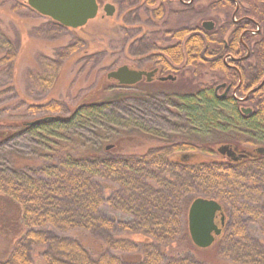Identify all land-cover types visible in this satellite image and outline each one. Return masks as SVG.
<instances>
[{
  "label": "trees",
  "instance_id": "16d2710c",
  "mask_svg": "<svg viewBox=\"0 0 264 264\" xmlns=\"http://www.w3.org/2000/svg\"><path fill=\"white\" fill-rule=\"evenodd\" d=\"M142 4L150 6L155 0ZM191 8L180 5L171 13ZM205 9L223 14L222 23L211 30L180 24L145 37L153 46L158 38L171 42L148 58L160 67L161 75L176 71L180 64L194 75H214L215 80L199 82L194 90L172 93L183 113L185 132L180 139L162 143L146 139L138 153H131L137 138L125 151L115 146L95 150L80 144V136L71 141L66 134L102 118L114 104L109 97H95L105 91L103 83L70 111L57 104L43 106L63 115L22 124L24 132L48 140L59 138L55 130H60V148L51 154L40 152L37 159H21L15 174L0 167V198L19 209L5 232L7 251L0 264H32L36 247L41 248L43 264H264V154L256 151L264 144L263 87L245 103L230 95L221 100L212 92L217 84L230 89L236 84L223 57L242 55L240 42L250 50V62L236 64L244 87H256L263 78L264 0H215ZM154 11L160 19L159 10ZM242 104L252 108L251 114L241 113ZM1 126L0 137L9 132ZM221 145L243 158L211 157ZM182 153L189 158H175ZM197 197L214 199L224 215L220 235L204 249L210 263L191 242L187 229V211ZM69 232L74 235L67 236ZM211 248L216 251L209 252Z\"/></svg>",
  "mask_w": 264,
  "mask_h": 264
},
{
  "label": "rangeland",
  "instance_id": "374dc122",
  "mask_svg": "<svg viewBox=\"0 0 264 264\" xmlns=\"http://www.w3.org/2000/svg\"><path fill=\"white\" fill-rule=\"evenodd\" d=\"M213 1L195 0L192 11L177 15L171 10L180 5L172 2L166 7L169 13L156 19L152 5L147 7L142 0H97L95 18L83 27L68 28L37 13L26 0H0V127L9 128L0 137V167L15 174L21 159H37L40 152L51 154L54 148L59 152L60 130H55L59 138L48 140L24 132L22 124L45 115H63L43 106L57 104L70 111L100 83L108 90L95 97H109L114 104L102 112V118H94L66 134L71 141L77 142L75 137L80 136V144L95 150L112 145L106 150L115 146L125 151L130 140L137 138V147L131 153H138L143 151L140 145L146 139L162 143L183 137V113L171 95L194 90L199 82L215 80L211 72L194 75L188 66L180 64L176 71L162 74H173L176 80L162 82L156 80L161 75L158 67L159 73L150 82L142 79L126 87L115 86L106 74L124 64L136 70L152 69L155 65L149 63V55L171 42L158 38L153 46L145 41L149 33L180 24L194 29L203 21L221 24L223 14L205 9ZM105 3L115 7L110 16L102 9ZM208 157L202 154V158ZM211 157L227 160L218 152ZM0 205L1 258L7 251L5 232L13 225L19 209L16 203L3 198ZM40 249L33 250L32 264H43ZM89 249L95 251L91 246ZM204 249L200 248L201 255L210 263V254Z\"/></svg>",
  "mask_w": 264,
  "mask_h": 264
},
{
  "label": "water",
  "instance_id": "95a60500",
  "mask_svg": "<svg viewBox=\"0 0 264 264\" xmlns=\"http://www.w3.org/2000/svg\"><path fill=\"white\" fill-rule=\"evenodd\" d=\"M27 5L37 13L47 16L68 28L83 27L87 22L98 13V3L96 0H26ZM103 11L110 16L114 13L115 7L111 3H106L103 6ZM203 28L211 30L213 22L203 21ZM157 69L153 70H136L127 65H121L115 70H111L106 74L108 81L119 86H131L143 77L147 81H151ZM160 81L174 80L172 75L159 77ZM245 110L244 112H248ZM41 119L28 122L34 124ZM112 145H107L108 149ZM257 151L264 152V147H258ZM220 154H226L228 157L234 154V151L226 145H221L217 148ZM221 205L214 199L197 197L189 205L187 211V229L191 242L198 248L210 247L215 238L220 235L221 227L215 222L216 214L221 212ZM223 215H221V224H223Z\"/></svg>",
  "mask_w": 264,
  "mask_h": 264
},
{
  "label": "flooded vegetation",
  "instance_id": "af4514ba",
  "mask_svg": "<svg viewBox=\"0 0 264 264\" xmlns=\"http://www.w3.org/2000/svg\"><path fill=\"white\" fill-rule=\"evenodd\" d=\"M172 2H173V0H155V4H153L150 7H152V12L155 9H157V10H159L160 14H162V16H163L165 12L169 13V10L166 7L169 6V5L171 6ZM177 3H179L180 5H182L184 7L191 8L194 5L195 0H177ZM153 14L155 15V11L153 12ZM234 21L237 22L238 19H235ZM200 25L203 28L202 23ZM214 26H216L215 22H213V27ZM213 27H212V29H213ZM240 46L245 49V52H243L242 55H240V56H232L231 53H226L224 55V57H223V62L225 64H227L228 67H230L231 70H233L235 75H236V84L230 89L229 86H225L224 83H220V84H217V85L214 86L212 92L217 98H219L221 100L225 99L228 95H230L232 98H234V100H236V101H238L240 103H245L248 100V98H249V96H250V94L252 92H255V90H257V89H262V87H263L262 91H263V98H264V76L261 79L260 83L256 87L246 88L243 85L244 84V79L242 77V71L236 64L239 63V62H242V61H245L248 64V62H250V58L248 57V55L250 53V50H249V46H248V44L246 42H240ZM230 61L233 62V63H230V65H229L228 63ZM243 68L244 67L242 66V69ZM153 69H157V71L154 73V75H153L151 80H153L154 76L159 73V68L158 67H153L150 70H153ZM146 71H149V70H146ZM168 75H172L174 77V80H176V76L175 75H173V74H168ZM161 76H163V75L159 74L156 77V80L160 81L159 77H161ZM165 76H167V75H165ZM142 79L147 81L145 78H142ZM174 80H170V81H174ZM166 81H168V80H166ZM147 82H150V81H147ZM239 109H240V111H241V113L243 115H248V114H251V112H252V108L250 106H246V105H243V104L241 106H239ZM247 109L249 111L248 112H244ZM258 147H264V144H262V145H260ZM258 147H256V151H257ZM258 153H260V152H258ZM261 154H264V152L261 153ZM220 155L221 156H225L228 160L231 159L233 161H237L238 158H240V157L243 158V154L239 155V153H236L235 151H234V154L232 156H230V158L226 154H220ZM245 157L246 156H244V158ZM175 158L176 159H181V160H186V159L189 158V155L188 154H183V153L180 154V155L177 154L175 156ZM220 216H221V214H218L216 216V220H218L219 223L221 222L220 221L221 220Z\"/></svg>",
  "mask_w": 264,
  "mask_h": 264
}]
</instances>
